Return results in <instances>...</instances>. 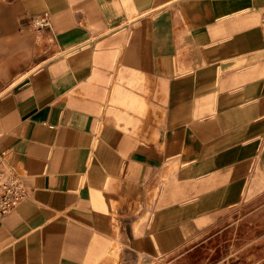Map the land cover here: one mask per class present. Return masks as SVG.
Returning a JSON list of instances; mask_svg holds the SVG:
<instances>
[{"label":"crops","instance_id":"obj_1","mask_svg":"<svg viewBox=\"0 0 264 264\" xmlns=\"http://www.w3.org/2000/svg\"><path fill=\"white\" fill-rule=\"evenodd\" d=\"M263 5L0 0V151L28 194L0 264L170 261L264 216ZM250 229L234 264H264Z\"/></svg>","mask_w":264,"mask_h":264},{"label":"rangeland","instance_id":"obj_2","mask_svg":"<svg viewBox=\"0 0 264 264\" xmlns=\"http://www.w3.org/2000/svg\"><path fill=\"white\" fill-rule=\"evenodd\" d=\"M241 220L237 227H234V223H232L229 228L221 233L208 236L196 248L178 258L170 261L162 260L153 264H234L232 260L240 255L238 249L255 235L250 229L251 226L264 224V216L256 217L251 214ZM246 251H249V248H244L242 253Z\"/></svg>","mask_w":264,"mask_h":264},{"label":"built area","instance_id":"obj_3","mask_svg":"<svg viewBox=\"0 0 264 264\" xmlns=\"http://www.w3.org/2000/svg\"><path fill=\"white\" fill-rule=\"evenodd\" d=\"M33 24L40 29L48 27L50 23L47 15H41L33 20ZM259 27L264 38V5L260 11ZM27 199L26 187L9 164L7 152L0 151V220L13 213Z\"/></svg>","mask_w":264,"mask_h":264}]
</instances>
